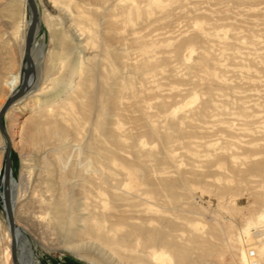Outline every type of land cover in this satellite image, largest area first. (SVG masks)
<instances>
[{
    "label": "bare ground",
    "instance_id": "obj_1",
    "mask_svg": "<svg viewBox=\"0 0 264 264\" xmlns=\"http://www.w3.org/2000/svg\"><path fill=\"white\" fill-rule=\"evenodd\" d=\"M17 1L30 15L25 65L7 83L12 95L1 111L40 81L31 59L38 19L27 51L33 12ZM74 1L53 7L72 16ZM82 2L77 12L92 18L79 34L87 36L70 70L74 85L40 105L27 141L37 162L24 163L7 187L21 264H37L15 219L35 169L46 194L32 190L37 220L56 221L66 249L84 261L264 264V87L256 81L264 75V0ZM6 167L4 157L0 202L14 264ZM57 182L69 190L59 197Z\"/></svg>",
    "mask_w": 264,
    "mask_h": 264
},
{
    "label": "rangeland",
    "instance_id": "obj_2",
    "mask_svg": "<svg viewBox=\"0 0 264 264\" xmlns=\"http://www.w3.org/2000/svg\"><path fill=\"white\" fill-rule=\"evenodd\" d=\"M36 2L39 18L31 59L36 63V81L40 79L39 85L34 88L31 95H28L15 107H10L2 117V125L11 142V168L15 182L20 178L24 163L33 165L37 162V156L31 153L27 144L30 138V127L34 121L31 119L43 109H40V105L63 98L64 92H68L67 85L74 78L71 77V67L77 61V56H83L80 50L85 48L83 39L87 35L84 34V37H79V34L84 30L86 21L92 18V14L77 12L76 5H83L82 0H75L74 3H71L74 11L72 16L63 11V7H53L54 2L62 4L63 0H36ZM29 19L30 15L22 1L0 0V111L2 103L6 102L12 95V88H9L7 83L15 77L18 79L22 76L25 65L23 59L25 47L23 48L21 39L28 27ZM70 20L74 21V26L69 23ZM16 25L19 29H16ZM76 26L80 28L78 32H76ZM93 55L94 51L90 50L86 58H91ZM78 61L80 62V60ZM45 68L46 78L44 75ZM258 77L261 78H256V81L264 87V75H258ZM51 79L56 80L54 86ZM71 84L74 85V83ZM43 87L45 91L40 92ZM37 98L41 103L34 105L33 101ZM5 148L6 140L0 131V171L3 167ZM34 173L27 197L25 200L16 203L15 219L26 238L31 242L35 262L37 264H92L77 258L66 249L64 240L58 233L61 228L56 221L50 217L43 221L37 220L35 214H37L39 206L36 204L37 200L32 196V193L34 190L43 188V194H46L42 183L40 185V172L35 169ZM55 190L58 197L63 190L69 191L58 182L55 185ZM40 208L43 212L44 208L42 206ZM47 221L52 223L54 227L48 226ZM8 246L9 239L6 232L5 216L0 202V264H12L11 257L9 260L7 259Z\"/></svg>",
    "mask_w": 264,
    "mask_h": 264
},
{
    "label": "water",
    "instance_id": "obj_3",
    "mask_svg": "<svg viewBox=\"0 0 264 264\" xmlns=\"http://www.w3.org/2000/svg\"><path fill=\"white\" fill-rule=\"evenodd\" d=\"M30 7L32 8V12H33V18H32V23L30 25V28L28 30L27 33V39H26V46H27V51H29V45H30V41L32 38V34L36 28V24H37V19H38V11L36 9V5L34 3V0H28ZM30 64V63H29ZM32 67L31 65L29 66V70L26 73L25 76V80H24V85L25 83H27L30 79V76L32 74ZM8 108V107H7ZM6 109H3L0 112V129L2 131H4V128L2 127V122L1 119L3 117V115L5 114ZM5 161L7 164L6 170H4V187H5V201H4V208L6 213L8 214V218H9V224H10V229L12 232V238H13V242H12V260L14 264H21L20 259L17 256L16 253V244H17V240H16V236H15V229H16V225H15V221L13 219V209L11 207V201H10V197H9V192H8V184H9V180L10 177L12 175V168H11V142H10V138L8 137V135L6 136V149H5ZM2 190V189H1Z\"/></svg>",
    "mask_w": 264,
    "mask_h": 264
}]
</instances>
